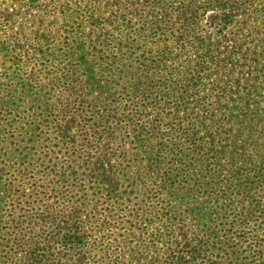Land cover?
I'll return each instance as SVG.
<instances>
[{
  "label": "rangeland",
  "instance_id": "374dc122",
  "mask_svg": "<svg viewBox=\"0 0 264 264\" xmlns=\"http://www.w3.org/2000/svg\"><path fill=\"white\" fill-rule=\"evenodd\" d=\"M219 40L237 59L263 56L264 0H0V264H161L162 227L185 210L175 203L204 209L208 228L236 199L218 182L225 167L198 181L165 151L193 141L178 129L175 93L222 66ZM262 89L243 126L249 143L264 132ZM121 172L139 184L124 205L108 196ZM190 218L189 237L204 234ZM216 239L208 251L195 242L192 264L230 263Z\"/></svg>",
  "mask_w": 264,
  "mask_h": 264
},
{
  "label": "trees",
  "instance_id": "16d2710c",
  "mask_svg": "<svg viewBox=\"0 0 264 264\" xmlns=\"http://www.w3.org/2000/svg\"><path fill=\"white\" fill-rule=\"evenodd\" d=\"M162 11L163 9H160V13ZM162 26L163 23L159 24L158 30H161ZM219 42L225 41L219 40ZM224 45V52L220 58L221 67L204 72L201 79L193 83V90L190 88L188 91L175 93L178 102V105H175V121L178 123L179 131L189 133L187 138L193 141L185 142L183 136H180L165 152L171 155L173 165L180 164L178 174L191 173L196 175L194 179L198 181L213 170L218 173L225 167L228 179L221 176L218 182L226 181L230 185L231 195L236 199L229 198V201L226 199L219 205L220 207H216V216L210 213L212 219L206 229L200 227L203 219L202 211L207 218L204 209L193 208L187 203H175L177 209L174 211L185 210L179 212L180 222L177 216L170 217L168 223L162 227L167 256L161 264H192L195 261L194 250L202 249L195 242L198 240L207 251L210 248L214 249L220 242L216 239L218 233H221L223 241L234 255L232 259L235 261L231 259L229 264H264V132H259L258 137L249 143L248 130L243 127L246 120L255 115L256 108L263 101L262 96L260 100L258 97L264 87L259 84V78L264 76V55L251 54L249 59L248 57L237 59V53L230 43L227 41ZM222 69L224 72L221 74ZM257 79L258 83L254 82ZM257 85L258 87L254 89ZM202 89L203 96L197 97V93ZM150 93L148 87L142 94L148 98ZM194 97L199 100L198 103L193 102ZM165 101L164 97L160 98L159 105ZM191 114L195 115V125L191 123ZM233 124L238 125L232 127ZM228 129L235 136L232 142L230 137L223 141L217 138L223 130L228 131ZM238 140H241V147L235 145ZM83 174L85 178H93L88 173ZM121 174L124 183L118 180L108 196L110 200L112 198L113 203L124 205L130 202V196L139 184L136 179L129 180L132 173L121 172ZM175 183L176 180L172 182L169 178L166 184L173 187ZM1 192L0 187V194ZM179 192L174 193L175 198L181 197ZM17 193H20V197L26 196L25 191L18 189ZM185 196L188 199L192 197V195ZM166 213H170V210L167 209ZM146 214L152 212L146 211ZM144 215L137 214L135 217L141 218L138 221L142 223L145 220ZM190 217H193L195 222L194 228L204 231V234L189 237L187 232ZM147 220L155 221L151 217ZM176 223L180 224L179 228ZM194 230L196 232V229ZM202 236L204 239L201 238ZM179 238H184L185 241ZM190 240H194L195 245L191 246ZM129 264L141 263L137 260Z\"/></svg>",
  "mask_w": 264,
  "mask_h": 264
}]
</instances>
